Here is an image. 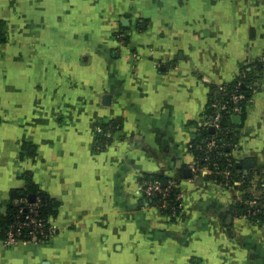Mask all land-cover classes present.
<instances>
[{
	"label": "crops",
	"instance_id": "crops-1",
	"mask_svg": "<svg viewBox=\"0 0 264 264\" xmlns=\"http://www.w3.org/2000/svg\"><path fill=\"white\" fill-rule=\"evenodd\" d=\"M249 72L225 185L195 170L200 134ZM29 185L53 232L9 243ZM250 202L264 208V0H0V264H264Z\"/></svg>",
	"mask_w": 264,
	"mask_h": 264
},
{
	"label": "built area",
	"instance_id": "built-area-1",
	"mask_svg": "<svg viewBox=\"0 0 264 264\" xmlns=\"http://www.w3.org/2000/svg\"><path fill=\"white\" fill-rule=\"evenodd\" d=\"M242 77L246 78V75ZM242 86L247 88L244 83ZM247 103L248 100H246L244 94L239 91L238 86L231 90L225 88L222 96L212 102L210 112L202 130L213 128L217 134L204 138L202 147H200L204 155L201 156L199 160L200 163L195 166L196 171L208 172L211 177L222 178L225 181V185H231L233 183L228 169L231 167V158L224 152V148H229L233 145V143L229 141L231 139L229 135H233L234 131L231 128H223L222 122L229 117L242 115ZM221 160L226 162L228 168L221 170L219 166ZM201 161H203V163ZM143 189L145 195L155 200L161 209L169 211L173 216L177 215L180 205L176 206L175 203L173 204L175 198L178 200L173 185L163 187L160 180L148 179L144 182ZM249 204L247 210L248 215L255 216L264 212V208H262L260 204L256 202H250ZM19 205L20 214L23 213V220H18L15 224L8 227L6 233L8 242L32 241L36 243L48 240L53 230L49 227V219L45 222V220L38 216L40 199L38 198L36 201L30 202L25 197L21 200ZM18 219H21V216H18ZM25 230L27 231L26 234H24Z\"/></svg>",
	"mask_w": 264,
	"mask_h": 264
},
{
	"label": "trees",
	"instance_id": "trees-1",
	"mask_svg": "<svg viewBox=\"0 0 264 264\" xmlns=\"http://www.w3.org/2000/svg\"><path fill=\"white\" fill-rule=\"evenodd\" d=\"M255 68H257V69L262 68V62H257V64H255ZM253 72H254V70H253ZM253 72H249L246 75V78L239 77L235 82H233L232 84H230L229 86L226 87L227 90H231V89H233V88L238 86L239 87V91L242 92L244 94V96L246 97V100H248L249 95L251 94L252 90H250V87L249 88L248 87L244 88L242 85L244 83L245 87H246L247 85L251 84V82L253 80V76H252L254 74ZM222 127L223 128H227V129L228 128L233 129L234 125H233L232 117H229L226 120H224L222 122ZM202 131L203 132L200 135H201V137L204 136V138L217 134V132H215V131L211 132L210 129H206V130H202ZM229 137H231V139L229 138L230 139L229 141L234 144V141H235L234 134L233 135L230 134ZM202 143H203V141H202ZM224 152L226 154H228V148L227 147L224 148ZM201 162L203 163V161H201ZM219 166H220L221 170L228 168V166H227V164H226V162L224 160H221L219 162ZM228 169H229L231 177L233 179V183L232 184H234V182H235L234 179L237 176V168H236V164H235V162L233 160H231V167L228 168ZM212 178L214 180H216L217 182H222V183L225 182L224 179L219 178V177H212ZM152 179H157V180L161 181V179H159V178H152ZM30 192L34 193L33 194L35 196L34 201H36L38 198L40 199V205L38 207V216H39V218L45 220V222H46L50 217L55 216L56 212H55V209H54V204L51 203L50 200H48L46 198V196H44L43 194L37 193L35 187L29 185L27 187L26 192L24 193V195L30 196V194H28ZM175 193H176V191H175ZM18 216H21V219H18ZM18 220H23V213L20 214V205L17 204V205H13L7 211L6 217L4 219V224L6 225V229L5 230L7 231L8 227L12 226L13 224H15ZM26 233H27V231L25 230L24 234H26Z\"/></svg>",
	"mask_w": 264,
	"mask_h": 264
},
{
	"label": "water",
	"instance_id": "water-1",
	"mask_svg": "<svg viewBox=\"0 0 264 264\" xmlns=\"http://www.w3.org/2000/svg\"><path fill=\"white\" fill-rule=\"evenodd\" d=\"M108 99V98H107ZM241 116L240 115H235V116H232V120H233V122H240L241 121ZM211 132H214V129L213 128H211ZM166 182H164L163 183V187H165L166 186ZM34 199H35V196L34 195H31L30 196V202H33L34 201Z\"/></svg>",
	"mask_w": 264,
	"mask_h": 264
}]
</instances>
